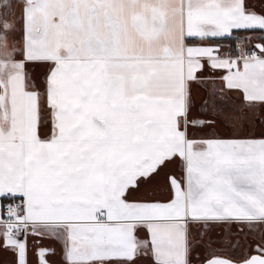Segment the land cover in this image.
Returning <instances> with one entry per match:
<instances>
[{"label": "snow or ice", "instance_id": "1", "mask_svg": "<svg viewBox=\"0 0 264 264\" xmlns=\"http://www.w3.org/2000/svg\"><path fill=\"white\" fill-rule=\"evenodd\" d=\"M0 264H264V0H0Z\"/></svg>", "mask_w": 264, "mask_h": 264}]
</instances>
